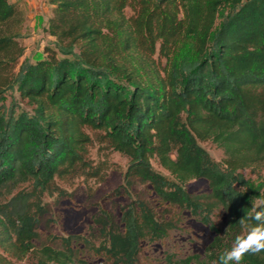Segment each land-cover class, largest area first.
<instances>
[{"label": "trees", "instance_id": "1", "mask_svg": "<svg viewBox=\"0 0 264 264\" xmlns=\"http://www.w3.org/2000/svg\"><path fill=\"white\" fill-rule=\"evenodd\" d=\"M47 1L53 45L14 71L20 12L0 0V72L10 71L0 80V194L31 182L37 194L70 197L56 180L90 167V128L129 157L112 192L125 202L115 216L93 215L91 239L81 242L89 260L76 236L36 245L50 204L20 192L0 204V264H150L144 248L156 244L164 264H218L244 231L241 218L249 222L255 191L264 200V173L256 184L243 172L264 166V0ZM7 89L28 108H7ZM200 141L222 147V161ZM192 180L207 191L191 192ZM186 219L212 233L203 262L167 245ZM242 264H264V252Z\"/></svg>", "mask_w": 264, "mask_h": 264}, {"label": "rangeland", "instance_id": "2", "mask_svg": "<svg viewBox=\"0 0 264 264\" xmlns=\"http://www.w3.org/2000/svg\"><path fill=\"white\" fill-rule=\"evenodd\" d=\"M19 9L18 18L13 26L18 31L16 39L23 48V54L18 59L14 71L18 70L19 64L28 59L35 62L45 55V47L53 45L54 36L49 34L48 21L53 15L52 6L47 0H11ZM128 15L132 11L127 8ZM157 57V56H155ZM10 75L9 70L0 72V80ZM6 107L14 105L15 107L28 108L18 91L15 89L6 90ZM17 107V108H18ZM93 137V144L90 147L89 160L90 167L78 172L76 175L60 179L57 178V185L66 190L70 197H60L57 190L37 194L33 191L31 182L20 183L18 186H7L2 189L0 194V204L10 200L18 193L27 194L30 202H41L50 204V223L43 225L39 231V238L36 245L41 246L44 243L63 245V237L72 235L75 249L79 251L80 256L87 259H93L82 246L86 240L91 239L90 230L92 229V217L97 214L98 209H105L110 215L115 216V211L119 203L125 202L124 196L112 195V192L123 183L124 173L129 163V157L118 150L113 149L106 140L103 139V132L88 129ZM216 161H222L225 156L222 147L212 141L199 142ZM153 167L170 176L157 159H152ZM247 178L258 184L259 177L264 173L262 168H247L244 171ZM188 187L191 192L201 194L207 191L205 183L202 180H192ZM255 201L263 200L262 191H255ZM220 213V212H219ZM187 216L188 214L185 213ZM220 222L225 221L223 213L217 216ZM183 228L171 231L167 245L180 254L198 253L204 261L205 248L212 239V233L202 224L193 219H186ZM79 241V242H78ZM82 242V243H81ZM97 242V241H96ZM81 243V244H80ZM160 245L148 246L144 248L143 255H146L145 263L164 264V258L160 251L156 249ZM32 258L25 261H17L19 264H30ZM199 264V263H193ZM205 264V263H202Z\"/></svg>", "mask_w": 264, "mask_h": 264}, {"label": "clouds", "instance_id": "3", "mask_svg": "<svg viewBox=\"0 0 264 264\" xmlns=\"http://www.w3.org/2000/svg\"><path fill=\"white\" fill-rule=\"evenodd\" d=\"M252 214L240 223L245 225L244 231L235 236L230 248L225 249L218 258V264H242L248 254L257 255L264 252V200L253 205Z\"/></svg>", "mask_w": 264, "mask_h": 264}]
</instances>
